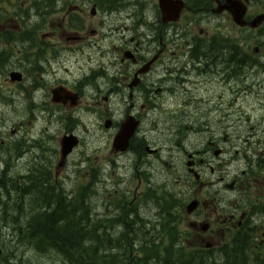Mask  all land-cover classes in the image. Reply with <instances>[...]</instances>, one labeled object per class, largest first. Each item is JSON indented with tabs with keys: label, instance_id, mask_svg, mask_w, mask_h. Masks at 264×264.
Instances as JSON below:
<instances>
[{
	"label": "flooded vegetation",
	"instance_id": "1",
	"mask_svg": "<svg viewBox=\"0 0 264 264\" xmlns=\"http://www.w3.org/2000/svg\"><path fill=\"white\" fill-rule=\"evenodd\" d=\"M0 68V88L6 87L0 93L11 107L16 100L26 110L28 100L31 105L40 101L44 108L50 105L66 116L63 134L80 138V128L90 147L93 133H102V148L86 154L88 188L93 161L97 154L104 158L106 151L121 162L124 191L143 176V196L134 195L136 188L129 192L131 201L123 202L122 217L136 222L133 215L142 207L158 204L163 209L158 215L169 217L172 211L190 222L192 240L209 253L234 240L239 230L251 236L264 229V152L235 162L247 170L229 183L226 177L205 181L206 170L214 173L210 156L221 157L228 141L235 144L231 137L237 138V99L260 95L253 82L264 81V0H0ZM12 73L19 74L18 81ZM52 95L60 104L50 103ZM156 114L168 117L158 123L149 118ZM188 114L195 121L214 118L194 129L186 118H175ZM129 117L139 126L127 146L116 150L113 139ZM163 125L168 134L159 136ZM18 126L12 132L20 131ZM188 130H193L196 144L191 162L201 179L195 187L177 177L184 202H198L184 216L180 203L173 210L159 195L170 183L154 186L151 174L158 160L170 179L183 164L187 176L194 178L185 167L188 151L182 148L184 141L191 142ZM249 145L263 149L264 141L256 133ZM170 148L180 149L183 160ZM169 159L174 171H169ZM219 184L231 191H215ZM229 193L232 210L221 203ZM138 241L147 243L145 238Z\"/></svg>",
	"mask_w": 264,
	"mask_h": 264
},
{
	"label": "trees",
	"instance_id": "2",
	"mask_svg": "<svg viewBox=\"0 0 264 264\" xmlns=\"http://www.w3.org/2000/svg\"><path fill=\"white\" fill-rule=\"evenodd\" d=\"M5 156V151L0 152V189L2 190L9 189V185L6 184L7 180L3 177L9 172L10 166V164L5 161ZM10 182L13 183V180L11 179ZM33 184L35 187L41 188V186H44V181H40L39 183H35L34 181ZM13 186L14 185L12 184V187ZM43 191L50 196H55L53 193L49 192L48 189V192L45 189H43ZM80 192H82V190L76 191V199H71L66 202L64 201L63 204L60 203V207H54L57 211L52 213H37L36 211L23 210L19 207V198L12 200L11 202L6 201L3 204H0V264H34L31 259L32 256L29 255L28 252L40 256H51L54 254L61 264H107V258L110 259L111 264H117V262H114L118 260L117 258L104 256L100 253L98 254L97 247L90 245V242L92 241L97 244V246L101 245L107 247L109 242L107 243L104 240L100 241L99 233L96 231H93L96 235L93 236V238L90 239L89 236H86L89 235V232H92V225H96L99 219H94L92 211L89 213L88 210H86L87 206H85L84 203L79 202ZM25 193L31 195L34 200L33 202L36 205H39V200L41 203L42 199H46V196L41 192L35 194L36 192L32 190ZM22 196H24V194H22ZM45 208L48 209V206L46 205ZM60 210L62 213L65 211L64 217L61 216L62 213L60 215L58 214ZM157 210L158 214L163 212V209L160 206ZM66 218L70 219V221H67ZM39 220L41 222H36ZM133 220L140 223L141 229H144L145 221L139 218L136 213L133 215ZM112 221V219H109L108 221L104 220L103 225L106 226L108 223L111 224ZM136 222H128L131 223L130 228L128 229L131 230L136 227ZM122 223L123 221L121 220V224ZM54 226H57L56 229ZM172 226H174V224L170 225V223H168L167 230L169 229V232H173L175 229ZM84 231L85 234L81 235ZM103 232L105 233V231ZM101 242L104 243L101 244ZM7 245L13 247H8ZM240 247L244 248L245 245L241 244ZM19 250H21L20 253ZM168 250L171 252L177 251L169 246L166 248V251ZM24 252L26 253V256L24 255ZM147 252L154 253L156 264H165L166 260H161L160 263V256L158 255L160 253L157 252L155 248L152 247L151 249H148ZM173 254L176 255L172 256L170 264H204L189 254H180L179 251ZM229 256L232 260H228L224 264H249L245 250L243 251V249H238L236 255L233 252H229ZM23 257L24 259H22ZM257 264H264V260H258Z\"/></svg>",
	"mask_w": 264,
	"mask_h": 264
},
{
	"label": "rangeland",
	"instance_id": "3",
	"mask_svg": "<svg viewBox=\"0 0 264 264\" xmlns=\"http://www.w3.org/2000/svg\"><path fill=\"white\" fill-rule=\"evenodd\" d=\"M4 88H6L5 87V85H4ZM262 99L260 98V97H248L247 99H243V100H241V102H240V109H242V110H245L246 112H249L250 113V110H251V106H253L254 108H256L257 107V105L258 104H261L262 103ZM21 102V101H20ZM9 106L7 105V104H5V103H3L2 105H0V118L1 117H3L4 119H6L7 118V110H10V111H13L11 108H8ZM16 108L18 109V112H20L21 113V111H24L25 113H24V115H28L27 114V112H26V107H25V104L24 103H21V104H17L16 105ZM14 113H16V112H14ZM250 116H251V120H252V123L255 121V119H259L260 118V116L259 115H257V114H253V113H250ZM166 117H168L167 115H160V114H156L155 116H150L149 118H152V119H155L158 123H162L163 122V119L164 118H166ZM47 127V126H46ZM35 128H37V132L40 130L41 131V129H45V122H43L42 121V119H40V118H38L37 120H36V123H35V126H34V128L33 129H35ZM167 128H168V126L166 125V127H164V125L163 126H161L159 129V131L157 132V135H159V136H162V135H167L168 134V132H166L167 131ZM2 133H5V131H3ZM50 133L51 134H55L56 133V128H51L50 129ZM100 135H102V133H96L95 134V137H93V139L91 140V142H92V145L93 146H95V147H102V145H103V142H104V140H103V138L100 136ZM190 141H192V137L189 139ZM243 141V140H242ZM189 143V142H188ZM228 151H230V155H233V153H235L236 152V150L237 151H240L241 150V147H240V145H238V146H236L235 147V149H227ZM229 156V155H228ZM228 156H226L225 157V159L224 160H222L223 161V163L225 164V166L227 167V168H229V170H230V173H231V171H232V169L234 168V166L236 165V164H238V163H235V162H233V163H231V160L228 158ZM249 156V155H248ZM106 158H109V160H111V159H113V157H106ZM94 165H101V162H100V160L99 159H97L96 161H94V163H93ZM155 164H156V168L154 169V171H153V173H152V176H151V178H152V183H153V185L154 186H160V185H163V184H165V183H167V181H168V178H167V176H166V174L163 172V170H162V163H157L156 161H155ZM39 165V164H38ZM246 169H245V166H239L238 167V169H237V173H242V172H244ZM23 168H21L20 166L18 167V169L15 171L14 169H12V174H21V175H25L24 173H23ZM71 171H72V169H71ZM12 174H11V176H12ZM108 175H110V173L108 172ZM218 175V174H217ZM217 175H215V177H218ZM115 176H117L116 174H115ZM3 177H7L6 178V180L8 179V178H12V177H10V173L8 174V173H6ZM2 177V178H3ZM36 177H40V176H35V174L32 176V178H29V179H31L30 180V185L33 183V180H35V178ZM1 178V177H0ZM115 178V177H114ZM117 178V177H116ZM1 181H2V179H1ZM25 181H27V179L26 180H24V182ZM7 183L6 184H8L9 185V188H11L12 187V184L13 183H11L10 182V180H7L6 181ZM41 182H43V181H41ZM134 188H136L137 189V192H135L134 193V195L136 196V197H142L143 196V186L141 185V183L140 182H138V181H135V184H134ZM7 189V188H6ZM26 188H24L23 189V191L25 190ZM43 189H45V190H47V188H46V185H45V183H44V186H41V188L40 187H35V186H32L31 188H30V191H32V190H34L36 193L35 194H37V192H41L43 195H45L46 196V199H42L41 200V203H40V200H39V202H38V206H40V204H44L45 206L47 205L48 206V209H44V210H47V211H43V213L45 212V213H47V212H49V213H52V212H54V211H57V209L56 208H54V207H60V203H64V199H59L58 197H56V196H50V195H48V194H46L44 191H43ZM39 190V191H38ZM7 191H10L9 189H7ZM29 191V192H30ZM43 191V192H42ZM34 194V195H35ZM138 194V195H137ZM48 196V197H47ZM223 199H224V196H223ZM25 204L26 205H29L30 203H33V198L31 197V195L29 194V195H27V194H25ZM24 208V207H23ZM152 207L151 206H148L147 204H146V206H144V207H142V209H140V212H139V214L141 215V218L143 219V220H146V219H149V218H153L154 216H155V213L152 211V209H151ZM69 211H70V209H69ZM98 211V209L96 208V209H93L92 210V214H93V216H94V219H99V217L97 216V214H95L96 212ZM62 213V211L60 210V212L58 213L59 215ZM64 213H65V211H63V213H62V217H64ZM57 218V217H56ZM67 219V218H66ZM100 220V219H99ZM67 221H70V219H67ZM36 222H41L40 220L39 221H36ZM160 223V222H159ZM56 227L57 226H54V228L56 229ZM92 228H93V225H92ZM160 228H161V230H163L164 232L165 231H168L167 229H166V227H165V222H162L161 224H160ZM56 231V230H55ZM174 231V230H173ZM85 234V231L83 232V233H81V235H84ZM89 235H86V236H89L90 237V239L91 238H93V236H96L93 232H89L88 233ZM100 241H102V240H100ZM92 243V242H91ZM104 242H101V244H103ZM8 247H13V246H10V245H7ZM6 250H8V249H6ZM20 251L21 250H19V253H20ZM8 253V252H7ZM42 259H36V261L38 262V263H40L41 261H43V263H45V264H53V263H56V261H54L53 259L51 260V259H48V257H41ZM40 261V262H39ZM15 264V263H14Z\"/></svg>",
	"mask_w": 264,
	"mask_h": 264
},
{
	"label": "bare ground",
	"instance_id": "4",
	"mask_svg": "<svg viewBox=\"0 0 264 264\" xmlns=\"http://www.w3.org/2000/svg\"><path fill=\"white\" fill-rule=\"evenodd\" d=\"M224 160V159H223ZM245 160H247V159H245ZM249 161V160H248ZM157 163H161V162H159L158 160L156 161ZM234 161H231V163H233ZM228 169V173H230V170H229V168H227ZM151 176H152V174H151ZM7 178V177H6ZM10 181H11V179L12 178H8ZM7 179V180H8ZM151 182H152V178H151ZM153 184V183H152ZM55 185H57V182H55ZM148 206H151L152 208V211L155 213V216L153 217V218H156L157 217V214H158V210H157V208L159 207V206H157L158 204H153V205H155V206H152L151 204H147ZM137 214V216L139 217V218H141V215L139 214V213H136ZM137 218V217H136ZM152 218V219H153ZM142 219V218H141ZM143 220V219H142ZM145 221V220H144ZM160 223H159V225L162 223V222H165V227H166V229H167V225H168V221L166 220V219H164V218H162V219H160L159 218V220H158ZM172 223H170V225H171ZM172 227H174L175 228V226H172ZM168 231H169V229H168Z\"/></svg>",
	"mask_w": 264,
	"mask_h": 264
},
{
	"label": "water",
	"instance_id": "5",
	"mask_svg": "<svg viewBox=\"0 0 264 264\" xmlns=\"http://www.w3.org/2000/svg\"><path fill=\"white\" fill-rule=\"evenodd\" d=\"M126 131H127V129L126 128H123L121 134L124 133V132H126ZM119 138H120V135L118 136L117 141L119 140ZM193 208H194V204L192 203V204H190L188 206V211H191Z\"/></svg>",
	"mask_w": 264,
	"mask_h": 264
}]
</instances>
